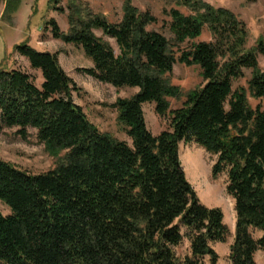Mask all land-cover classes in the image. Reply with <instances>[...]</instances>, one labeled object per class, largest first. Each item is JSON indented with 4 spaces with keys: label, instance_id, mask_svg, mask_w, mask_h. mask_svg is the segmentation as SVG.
<instances>
[{
    "label": "trees",
    "instance_id": "obj_1",
    "mask_svg": "<svg viewBox=\"0 0 264 264\" xmlns=\"http://www.w3.org/2000/svg\"><path fill=\"white\" fill-rule=\"evenodd\" d=\"M182 5L191 14L169 12L171 40L148 30L155 17L127 3L116 23L71 3L67 33L53 20L47 25L53 39L79 48L92 63L83 73L117 89H138L113 104L129 143L88 121L74 101L80 88L57 54L27 42L14 47L42 82L20 68L0 69V134L17 129L26 139L32 129L58 163L31 174L0 160V201L9 209L0 213V264H218L212 245L224 243L228 229L222 211L203 205L189 184L181 143L217 158L213 178L227 174L236 214L229 263L255 264L256 252H264V110L252 109L245 91L233 88L248 70L251 97L264 100L257 60L264 43L248 48L246 26L229 10L198 0ZM204 28L211 42L177 57ZM176 64L199 68L203 85L170 111L167 99L180 97L167 79ZM144 104L168 117L167 131L148 130ZM252 230L261 236L254 239ZM184 239L188 254L179 256Z\"/></svg>",
    "mask_w": 264,
    "mask_h": 264
},
{
    "label": "rangeland",
    "instance_id": "obj_2",
    "mask_svg": "<svg viewBox=\"0 0 264 264\" xmlns=\"http://www.w3.org/2000/svg\"><path fill=\"white\" fill-rule=\"evenodd\" d=\"M184 0H1L0 1V69L20 68L36 78V84L42 82L39 72L32 71L27 61L15 53L14 47L23 42L39 52L57 54L59 63L68 76L80 88L79 95L74 94L75 103L83 109L88 121L100 132L117 140L129 143L123 128L119 125L117 111L113 104L118 99H127L134 96L138 89H117L109 84L100 83L81 70L92 68V63L83 52L74 46L66 45L60 40L53 39L48 23L53 20L59 30L67 33L68 8L71 3L83 4L93 14L105 17L108 22H118L123 14L125 4H130L140 13L148 12L156 18L157 22L148 27L168 40L172 39L170 32L171 18L169 12L177 10L183 15H190L187 7L182 5ZM214 8L226 9L242 21L248 32V48H254L259 40L264 43V0H198ZM101 36V32H96ZM117 53V46L113 40L106 38ZM211 34L206 28L196 40L181 45V51L187 50L192 44L211 42ZM258 66L264 71V56L257 57ZM251 72L244 71V77L233 85L234 89H243L248 104L252 109L260 106L264 110V100L251 97L248 91V81ZM170 84L179 89L180 97L168 98L169 110L181 107L186 95L201 87L203 79L199 68L176 64L171 74L167 75ZM143 113L148 130L157 136L168 130V117L162 118L155 112L154 104H144ZM60 156H63L61 153ZM179 157L186 178L192 186L199 201L209 208H219L224 216V224L228 229V237L224 243L213 244L212 247L218 255V264L229 263V249L235 233L236 214L234 201L227 194V174L224 172L213 178L211 168L217 158L211 156L198 145L190 143L179 145ZM0 160L17 167L18 169L40 174L53 169L57 157L50 155L43 144L36 138V131L27 130V138L22 139L17 129L4 130L0 134ZM0 213L9 214V209L0 201ZM254 239L261 233L252 230ZM189 244L183 243L177 254H188ZM255 264H264V252L258 251L254 256Z\"/></svg>",
    "mask_w": 264,
    "mask_h": 264
}]
</instances>
